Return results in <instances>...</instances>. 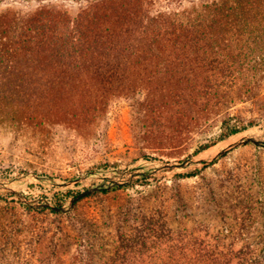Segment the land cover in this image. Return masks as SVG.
Masks as SVG:
<instances>
[{
    "label": "rangeland",
    "instance_id": "rangeland-1",
    "mask_svg": "<svg viewBox=\"0 0 264 264\" xmlns=\"http://www.w3.org/2000/svg\"><path fill=\"white\" fill-rule=\"evenodd\" d=\"M243 136L264 140V0H0V264H103L123 236L255 251L264 147L199 161Z\"/></svg>",
    "mask_w": 264,
    "mask_h": 264
},
{
    "label": "trees",
    "instance_id": "trees-1",
    "mask_svg": "<svg viewBox=\"0 0 264 264\" xmlns=\"http://www.w3.org/2000/svg\"><path fill=\"white\" fill-rule=\"evenodd\" d=\"M208 9H210V5L202 4L200 7H193L190 8V10H187L185 15L187 21L186 25H188L189 27H193L194 25L200 24L198 22L202 20H199V17L202 18L204 16L203 11H206ZM184 13L185 12H183V14ZM191 14L196 15V17L190 18ZM208 146V144H204L200 148L201 150H204ZM38 209H40L41 211L48 209L54 214L58 213L48 206L38 207ZM156 244L157 243L149 242V239L143 236L119 237L113 254L104 257V259H102V262L103 264H264V244L261 246L258 245L255 251H253L252 249L251 251L249 248L248 250L245 249L242 252L240 251L241 253L239 256H237L236 254H233L235 255L233 256L232 254L223 253L222 251H217L213 254L183 253L182 255H177L175 253H170L165 256L144 253L145 250L155 246ZM203 244L204 243H202L201 246ZM186 245L180 243V245L176 244L175 246L179 247L180 249H184L186 248ZM59 246H61V243H55L53 248L57 249V247ZM203 248L206 247L203 246ZM53 251L56 254V251ZM90 259V255H86L80 257L78 261L81 262V264H89Z\"/></svg>",
    "mask_w": 264,
    "mask_h": 264
},
{
    "label": "water",
    "instance_id": "water-1",
    "mask_svg": "<svg viewBox=\"0 0 264 264\" xmlns=\"http://www.w3.org/2000/svg\"><path fill=\"white\" fill-rule=\"evenodd\" d=\"M246 143H253L256 146L264 147V140L263 139H257V138H255L253 136H243V137L237 139L236 141H233L232 143H229L226 147L220 149L209 160L199 159V161H203L205 163H212L217 157H219L220 155H223L228 150H230L232 148H235V147H237L239 145L246 144ZM183 165H185L184 162H181V163H167L164 166H166V167H182ZM117 184H124V183H117ZM98 189H99L98 187H92V188L86 189L84 191H81L77 195L71 197L70 201H69V207L68 208H64L62 206L50 205L49 203H44V204H42V206H48V207L54 209L57 212H59V211L64 212V211H67V210L71 209L73 207L74 203L77 200H79L82 197L88 195L92 191H95V190H98Z\"/></svg>",
    "mask_w": 264,
    "mask_h": 264
}]
</instances>
